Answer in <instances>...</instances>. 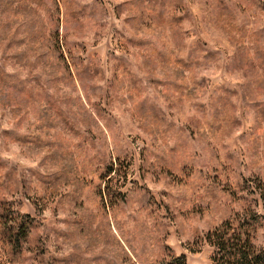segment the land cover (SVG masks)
Instances as JSON below:
<instances>
[{"label":"rangeland","instance_id":"1","mask_svg":"<svg viewBox=\"0 0 264 264\" xmlns=\"http://www.w3.org/2000/svg\"><path fill=\"white\" fill-rule=\"evenodd\" d=\"M247 206L264 0H0V264H212Z\"/></svg>","mask_w":264,"mask_h":264},{"label":"trees","instance_id":"2","mask_svg":"<svg viewBox=\"0 0 264 264\" xmlns=\"http://www.w3.org/2000/svg\"><path fill=\"white\" fill-rule=\"evenodd\" d=\"M21 227L18 225L16 229ZM263 229L264 214H259L252 206L221 221L204 236V240L213 247L212 264H264V244H256L259 230ZM15 243L20 244L19 238ZM152 264H188V261L186 255L175 254L165 247L164 256Z\"/></svg>","mask_w":264,"mask_h":264}]
</instances>
